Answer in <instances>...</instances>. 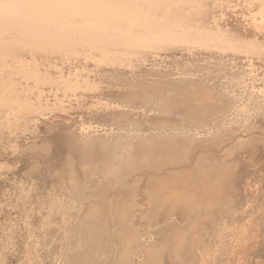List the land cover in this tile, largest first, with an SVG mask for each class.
<instances>
[{
  "label": "rangeland",
  "instance_id": "obj_1",
  "mask_svg": "<svg viewBox=\"0 0 264 264\" xmlns=\"http://www.w3.org/2000/svg\"><path fill=\"white\" fill-rule=\"evenodd\" d=\"M0 264H264V0H0Z\"/></svg>",
  "mask_w": 264,
  "mask_h": 264
}]
</instances>
